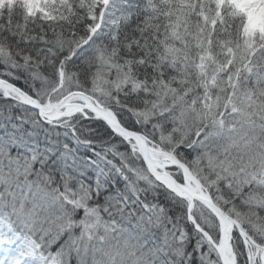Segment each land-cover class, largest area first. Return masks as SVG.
<instances>
[{"label": "snow or ice", "instance_id": "6c2138e0", "mask_svg": "<svg viewBox=\"0 0 264 264\" xmlns=\"http://www.w3.org/2000/svg\"><path fill=\"white\" fill-rule=\"evenodd\" d=\"M0 264H264V0H0Z\"/></svg>", "mask_w": 264, "mask_h": 264}]
</instances>
